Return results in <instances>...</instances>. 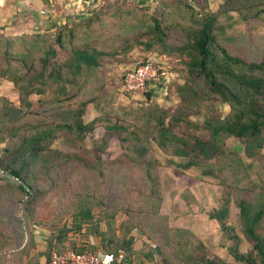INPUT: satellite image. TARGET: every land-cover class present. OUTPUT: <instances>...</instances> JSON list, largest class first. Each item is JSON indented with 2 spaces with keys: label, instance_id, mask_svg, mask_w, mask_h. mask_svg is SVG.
<instances>
[{
  "label": "rangeland",
  "instance_id": "rangeland-1",
  "mask_svg": "<svg viewBox=\"0 0 264 264\" xmlns=\"http://www.w3.org/2000/svg\"><path fill=\"white\" fill-rule=\"evenodd\" d=\"M184 1L199 13H220L216 39L230 55L248 63L264 59V0H42V13L34 11L23 32L36 38L40 48L55 49L56 56L46 70L68 59L74 48L111 55L99 58L101 67L82 71L68 87L69 100L61 102L60 83L40 87L36 81L35 89H42L41 94L29 95V106L21 107L18 116L9 108L20 107L19 93L13 83L0 80V218L5 217L0 220V241L10 235L21 240L24 227L27 235L38 229L48 232L49 245L61 249H80L82 240H87L94 241V251H103L102 241L112 238L129 251V261L135 264H164V257L174 264H201L206 257L231 264L226 250L231 242L208 217L228 202L226 222L240 236V250H250L239 223L237 201L264 194V148L257 157L242 159V142L227 138L214 159H200L186 169L188 158L174 155L170 144L160 148L153 138L155 118L165 112L168 122L171 114L183 108L175 88L168 90L166 81L149 98L129 95L123 88V74L143 55L155 53L162 55L158 57L169 69L175 68L180 77L176 84L186 82L183 63L188 57L174 51L190 38L191 11L181 5ZM256 12L259 18L253 16ZM153 18L162 28L169 26L163 41L155 40L148 29ZM58 32L63 34V48L54 41ZM45 50L32 53L37 71ZM85 101L82 120L88 123L97 118L94 131L79 137L56 132L28 174V182L36 185L34 200L21 201L23 195L4 167L12 160L13 168L20 167L23 155L8 151L63 121ZM213 103L206 98L195 109L183 112L186 121L175 124L172 132L191 142L194 137L207 140L206 119H222L230 113L228 104ZM114 124L122 129H107ZM86 208L91 219L81 223V231H68L75 226L77 212ZM93 227L101 232L90 235ZM258 232L264 235V220ZM58 235L63 237L61 243L56 241ZM180 243L188 245L186 253L195 260L183 262Z\"/></svg>",
  "mask_w": 264,
  "mask_h": 264
},
{
  "label": "trees",
  "instance_id": "trees-1",
  "mask_svg": "<svg viewBox=\"0 0 264 264\" xmlns=\"http://www.w3.org/2000/svg\"><path fill=\"white\" fill-rule=\"evenodd\" d=\"M181 5L186 6L191 11L190 21L192 23L188 28L190 38L183 47H177L174 51H178V55H186L188 57V61L183 63L185 65L183 71L185 75L184 81L186 80V82L181 85L176 84V81H179L180 77L177 75V71L174 70L175 68L169 69L168 67L171 76L167 85L168 90L171 87L175 88L174 91L180 99L183 108L178 113L171 114L168 122L166 121L168 113L165 112L155 118L154 130L156 136L153 138L156 145L162 149L167 148L169 144L173 146L174 155L188 158L184 166L186 169L195 167L200 159H214L215 156L221 153L220 144L227 138L242 142V159H253L264 148V59L259 62L248 63L241 58L230 55L225 48L218 44L216 39L215 26L218 24L220 13L216 12L212 14L203 11L199 13L197 9H194L186 1L182 2ZM248 7L249 5H242L244 9ZM202 10L204 9L202 8ZM260 12H263V10H260ZM260 12H256L253 16L259 18L261 16L259 15ZM167 28L169 26L162 28L161 22L154 18L152 25L148 27V29L152 30L157 41H163L166 35L165 29ZM68 34L71 37L73 36L71 32H68ZM31 37L28 34L15 37L0 35V80L13 83L19 93L20 107L12 106L9 108L10 113L17 116L21 114V107L25 105L29 106L27 103L29 95L36 92L41 94L42 89H35L37 86L35 84L36 81L42 85L40 87H51L55 83H60L58 88L61 90V94L64 95L61 102L69 100L68 87L75 84V80L81 75L82 71H91L92 69L101 67L99 58L111 55L97 49L74 48L68 59L59 63H52L51 69L48 71L46 67L51 63L53 57L56 56V51L53 47L45 50L42 46L45 54L40 59L41 69L37 71L32 64V53L35 50H42V48L38 46L36 38L34 40ZM62 40L63 34L58 32L54 40L58 48H63ZM185 51L186 53L183 54ZM149 55H143L139 61H145ZM155 56L162 55L155 53ZM125 73L122 76V83ZM152 92L156 93V90L149 89L144 95L149 98ZM206 98L214 102L212 106L216 102L228 104L230 106V113L222 119H206L203 126L209 134L207 140L194 137V140L191 142L175 135L172 132L174 125L180 121H186V117L182 115L183 112L195 109ZM87 105V101L83 102L80 104V107L70 110L68 112L70 116L65 117L63 121L49 126L48 129H41L39 132L23 139L21 144H24V146L20 144L17 148L8 151L9 154L14 152V155L16 153L18 156L23 155V163L20 167L13 168L11 166L13 160L4 167V172L7 173L9 179L16 183L17 189L22 193L23 198H21V201L25 199L28 203H31L34 200L36 185L35 183L28 182V174L31 167L35 165L34 160L45 152L46 148L44 144L50 143V138L54 137L56 132H73L79 137L94 131L97 118L88 123H84L82 120L84 108ZM187 123H190V121H187ZM107 129L115 132L122 128L114 124L107 126ZM20 205L22 204L20 203ZM237 207L239 209L238 219L242 228V234L245 240L251 244L248 252L240 250L241 238L234 233V228L226 222L229 215L228 202H224L220 209H214L208 217L210 220L216 221L218 227L224 234H227L228 240L231 242L226 248L229 256L232 258L231 264H264V235L258 232V227L264 220V194H255L252 200L249 201L244 199L238 200ZM91 216L90 208L79 210L75 216V226L70 227L68 231H81V223L84 222L83 224H85V220L89 221ZM3 219L5 217L0 218V220ZM22 228L24 232H21V234L24 235L23 238L20 236L21 240L17 239L14 235H10L0 241V259L1 257H8L9 253L19 246L26 245L27 251L33 248V244H23V241L27 238V228ZM100 232L101 230L97 227H93L90 235H97L96 233ZM61 234L64 235L65 232ZM60 235H58V238L56 237V241L61 243L63 237ZM81 244L80 249H69L75 252L86 250L97 252L94 251L97 248L90 245L87 240H82ZM181 246L182 244L179 245V252L184 255L182 257L183 262L189 263L192 256L186 253V246L188 245ZM52 247L49 245L48 251ZM101 248L103 252L112 253L114 256H117L119 251L124 249L118 241H112V238L102 241ZM57 249L60 250L61 248ZM126 252L129 253V251ZM26 254L27 252L22 251L17 253L16 256L21 258ZM163 262L164 264H174L167 257L163 258ZM200 263L227 264L224 260L215 257H206Z\"/></svg>",
  "mask_w": 264,
  "mask_h": 264
},
{
  "label": "crops",
  "instance_id": "crops-1",
  "mask_svg": "<svg viewBox=\"0 0 264 264\" xmlns=\"http://www.w3.org/2000/svg\"><path fill=\"white\" fill-rule=\"evenodd\" d=\"M44 6L42 0H0V35L15 37L25 34L23 31L26 30L27 22H32L34 11L42 13ZM42 231L44 230H35L34 234L27 235L23 241V244H33V248L27 251L26 245L19 246L8 257H1L0 264H46L50 238L48 232ZM90 245L93 246L94 241ZM22 251L27 254L21 258L16 256ZM129 254L126 252V260H116L114 264H135L129 261Z\"/></svg>",
  "mask_w": 264,
  "mask_h": 264
},
{
  "label": "built area",
  "instance_id": "built-area-1",
  "mask_svg": "<svg viewBox=\"0 0 264 264\" xmlns=\"http://www.w3.org/2000/svg\"><path fill=\"white\" fill-rule=\"evenodd\" d=\"M170 76L168 66L158 56H149L145 61H138L125 73L123 88L129 95H144L149 89L168 82ZM116 260H126V252L120 250L114 256L103 251L75 252L69 248L58 250L52 247L48 251L46 264H114Z\"/></svg>",
  "mask_w": 264,
  "mask_h": 264
}]
</instances>
